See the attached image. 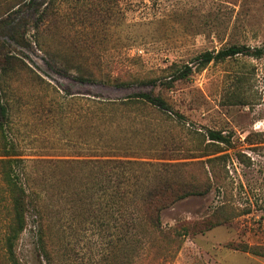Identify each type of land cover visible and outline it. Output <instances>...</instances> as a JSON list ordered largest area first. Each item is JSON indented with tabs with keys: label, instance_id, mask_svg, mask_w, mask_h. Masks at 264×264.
Segmentation results:
<instances>
[{
	"label": "rangeland",
	"instance_id": "rangeland-1",
	"mask_svg": "<svg viewBox=\"0 0 264 264\" xmlns=\"http://www.w3.org/2000/svg\"><path fill=\"white\" fill-rule=\"evenodd\" d=\"M233 43L264 46V0H0V55L14 61L0 66V159L11 146L27 194L19 264H264L241 250L264 246V55L197 60ZM236 73L251 77L234 93L247 104L233 97ZM135 77L172 82L154 92L184 118L134 105L84 134L82 96L151 90L115 88ZM100 158L129 163L109 177ZM1 170L0 264H14ZM166 181L189 192L160 211L162 226L188 234L131 235L142 206L129 201Z\"/></svg>",
	"mask_w": 264,
	"mask_h": 264
},
{
	"label": "trees",
	"instance_id": "trees-1",
	"mask_svg": "<svg viewBox=\"0 0 264 264\" xmlns=\"http://www.w3.org/2000/svg\"><path fill=\"white\" fill-rule=\"evenodd\" d=\"M264 55V46L256 47L251 46L249 44H239L233 43L228 46L222 47L219 50H207L198 55L197 60L199 64L205 65L209 64L213 61H223L227 59H234L240 56L243 57H250V58H260ZM14 61L9 59L8 57H3L0 55V66L3 65H11ZM1 68V67H0ZM4 70V69H2ZM192 71V65H185L184 69L180 71L176 77L173 78V82L179 79H182L188 76ZM236 83L234 84V90L232 91L233 97L237 100V102L242 104H247L248 102L245 99H239L234 95L235 89H239L241 85L245 82H249L251 77L246 76L245 73H236L235 75ZM79 80L81 82H88L90 81L87 76L82 74L79 76ZM102 83L103 82H98ZM101 84V85H102ZM151 86V90L148 91H137L121 96H101L92 94L91 96H82V109L84 107V113L82 116V125L80 128L82 132L85 134V130L91 124L95 128L94 130L98 131L97 125H101L102 120H112L115 119L118 112L121 110H125L128 107H132L134 105H141L145 107L146 105L153 106L154 108L164 111L170 112L176 115L178 118H184V116L179 113L178 111L174 110L167 100L160 94L154 92L157 86H165L167 88L172 86V82L170 81H158L155 78H140L135 77L133 79L118 81L115 84V88H125L128 86ZM234 102V101H231ZM140 108V107H138ZM8 116V109L6 105L1 101L0 98V131L4 133L5 131V124ZM92 120L94 122H92ZM208 136L210 140L223 142V143H231V136L227 135L221 131L209 130ZM11 147V146H10ZM10 147L6 145L3 146L2 155L8 156L7 158L0 159V165L2 167L1 176L2 180L7 186L8 192L11 197V211L13 214V221L9 227V234L6 239V245L8 249V253L10 256V260L14 264H19L17 259L14 255V241L17 239L19 234L25 228L26 220H25V201H27L26 197V189L24 184L22 183L19 173L17 171V167L19 166L18 162L21 159L9 157L11 156ZM113 155H115L118 151L115 148L113 151ZM105 154V153H103ZM85 160V159H84ZM91 162L97 163L98 166L105 168L101 172L109 171V177L113 174H116L117 169L121 167L124 171V165L129 163L127 160L123 159H93ZM112 164L113 168L110 166L107 168L106 165ZM115 170V171H114ZM122 172L120 177H122ZM183 192V187L178 185L177 183H172L166 181L161 185H157L152 188L144 197V201H129L130 204H134L135 207H141L142 211V218H133L131 217L127 221V230L131 235H134L138 232L150 231L159 235L169 236V237H178L184 236L188 234L189 229L186 226H183L178 232L170 229H164L160 219V211L168 206L169 204L173 203L176 199L188 194L187 192ZM196 194H201L200 191H192ZM123 206V205H122ZM126 208V204L124 205ZM206 222L202 221L200 226L195 225L194 231L199 232L204 230ZM241 250L249 251L253 254L262 255L264 256V246H257V247H246L245 245L241 248Z\"/></svg>",
	"mask_w": 264,
	"mask_h": 264
}]
</instances>
